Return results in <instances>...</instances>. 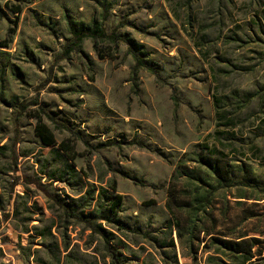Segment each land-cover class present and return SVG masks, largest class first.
Masks as SVG:
<instances>
[{
  "label": "rangeland",
  "instance_id": "obj_1",
  "mask_svg": "<svg viewBox=\"0 0 264 264\" xmlns=\"http://www.w3.org/2000/svg\"><path fill=\"white\" fill-rule=\"evenodd\" d=\"M5 3L0 264H264V0ZM69 20L122 40L95 50ZM116 194L128 229L105 220Z\"/></svg>",
  "mask_w": 264,
  "mask_h": 264
},
{
  "label": "trees",
  "instance_id": "obj_2",
  "mask_svg": "<svg viewBox=\"0 0 264 264\" xmlns=\"http://www.w3.org/2000/svg\"><path fill=\"white\" fill-rule=\"evenodd\" d=\"M22 4H24V0H6L5 8H7V10H9L13 14H19L22 10V6H21ZM100 25L101 24H97V22L95 21H92L90 25L76 24L70 20L67 21V28L70 34L72 35V38H73L72 40H74L75 42H80L83 38H89L92 40L95 50H96V45H97L98 40H108V41H111L113 44L117 43V41L122 40L120 36H117L113 33L106 34ZM124 41L127 42L126 39H124ZM71 45H73V42L70 43L69 46H67V50L70 49ZM128 48H129L128 52L130 53L132 58L135 60L137 65L144 67L145 69L151 71L154 74L156 73L154 69L149 68L147 66V64L139 57L138 52H136L132 48L131 45ZM31 117L36 119V123L34 126V133H35V136L39 138L41 144L46 147L54 146L56 144L54 140V136L52 132L49 130V128L46 126V124L42 122L41 117L38 115H31ZM60 148L61 150L65 152V155L70 160H73L75 158L73 147L69 145H65V143H62L60 145ZM204 150H207V148L205 147ZM210 152L216 153V154L218 153L215 147H213V149L210 150ZM198 162L201 165L207 166L208 168H211L212 166L215 167V164L209 163L207 161V157L206 156L204 157L202 153L198 159ZM231 171H232V168L227 167L224 170V173H230ZM216 178L218 179L219 182H222L224 180L222 175H220L219 173H217ZM111 190L115 191V183L112 184ZM53 199L64 210L66 215L73 216L72 215L73 212L71 211L70 207L67 204L60 203L55 198ZM120 203H121V195H118V194L114 195L109 205V208L106 210L105 220H107L108 223H111L113 226H115L119 230L128 229V227L124 223L116 219V214L118 212ZM92 230H94L106 242L105 245L107 246V249H110L108 247V238L106 234L98 226H95V228H92ZM240 238H235V240L233 241H229V240L219 241L218 239L216 241L217 243L220 244L221 247L225 249H231V250H235L237 253H241V251H239V245L242 243L241 242L242 240H239ZM242 254L246 256L247 261L252 258L250 256L249 251H247L246 253H242Z\"/></svg>",
  "mask_w": 264,
  "mask_h": 264
}]
</instances>
